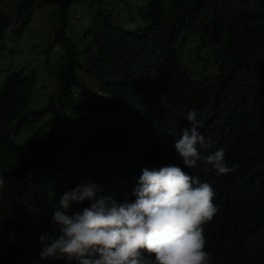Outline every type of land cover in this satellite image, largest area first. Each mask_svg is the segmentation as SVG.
Returning a JSON list of instances; mask_svg holds the SVG:
<instances>
[{"label":"trees","instance_id":"obj_1","mask_svg":"<svg viewBox=\"0 0 264 264\" xmlns=\"http://www.w3.org/2000/svg\"><path fill=\"white\" fill-rule=\"evenodd\" d=\"M84 1L89 2L88 7L81 4ZM255 1L258 4L259 0ZM112 5L119 9L116 0H0V170L5 177L0 189V264H65L62 258L40 259L38 236L58 234L51 216L64 191L76 183L101 180L90 164L91 157L98 164H119L113 157L122 138L113 132V125L131 103L127 72L138 57L171 60L174 67L170 73L176 85L195 89L198 97L207 93L205 100L212 110L217 100L210 89L216 82L238 94L251 92L258 83V65L264 66V54H255L262 43L238 31L241 17L251 9L250 0H135L134 4L125 0L123 7L132 16L128 27L110 14ZM43 8L49 10L45 22L35 27L41 21L37 11ZM31 23L32 34L43 44L31 61L50 71L45 76L51 85L41 80L34 67L26 63L16 66L10 56L16 37ZM87 23L91 26L76 38L72 30ZM191 37L212 43L219 59L217 77L203 76L197 83L196 75L176 60L180 43ZM143 43L151 44L140 52ZM87 80L94 84L89 87ZM96 86H114L117 98L101 102V94L88 93ZM36 90L42 93L40 102ZM35 101L40 108L31 118L34 111L30 105ZM250 109L264 119V103H252ZM241 112L250 111L242 108ZM38 120L44 128L36 131ZM32 132L45 134L35 136ZM18 135L25 137L24 146ZM245 144L241 140L242 148ZM17 153L22 156L19 163ZM254 155L264 164V150L256 144L244 150L241 162ZM120 179L121 190L110 192L108 188L100 195H112L117 201L122 194L126 198L134 187L129 186L131 176L123 171ZM214 180L218 192L240 186L230 175L214 174ZM87 204L73 203L69 212ZM221 245V228L209 227L208 250L217 252ZM253 259L254 264H264V241Z\"/></svg>","mask_w":264,"mask_h":264},{"label":"clouds","instance_id":"obj_2","mask_svg":"<svg viewBox=\"0 0 264 264\" xmlns=\"http://www.w3.org/2000/svg\"><path fill=\"white\" fill-rule=\"evenodd\" d=\"M256 4L250 0L251 9L241 17L238 31L262 43L255 54L261 57L264 0ZM110 14L118 23L120 17H127L121 23L124 27L132 24L127 9ZM150 44L143 43L140 52ZM211 45L191 37L183 39L175 51L176 60L196 75L197 83L203 76L217 74L219 59ZM173 67L163 57L134 61L126 81L131 103L113 125V132L122 138L113 157L119 164H98L91 157L90 164L101 180L76 183L59 197V208L51 216L58 234L38 236L41 260L62 258L65 264H254L253 255L264 241V164L257 155L247 162L241 158L253 144L264 150V119L250 109L252 103H264V66L258 65V83L249 93L238 94L216 82L210 89L217 100L214 110L205 100L207 93L198 97L195 89L176 85L170 73ZM111 87L117 91L114 86H96L97 90L88 93L101 94V102L111 103L117 98ZM242 108L250 112L242 114ZM241 140L246 142L243 148ZM136 162L139 165L133 166ZM123 171L131 176V193L126 198L120 195L118 201L112 195H100L108 188L110 192L121 190ZM214 174L230 175L240 186L218 192ZM4 184L0 170V189ZM85 201L87 206L69 212L70 205ZM209 227L221 228L222 245L217 252L208 250Z\"/></svg>","mask_w":264,"mask_h":264},{"label":"rangeland","instance_id":"obj_3","mask_svg":"<svg viewBox=\"0 0 264 264\" xmlns=\"http://www.w3.org/2000/svg\"><path fill=\"white\" fill-rule=\"evenodd\" d=\"M119 1H121L122 4L119 3ZM129 1L131 3H133V4L135 3V0H129ZM116 2H117V5H118L119 9H117V6L114 7L113 6L114 4L112 5V7H113L112 9L113 10L124 11L123 3L125 2V0H116ZM81 4H83V6H86V7L89 6V2L88 1H84V3H81ZM131 8H133V7H131ZM132 10H134V9H132ZM48 11L49 10L47 8H43V9L37 11L38 12L37 13V18L40 19L41 21H37L36 24H35V27L39 26L40 23L45 22V19H46V16L48 14ZM76 17H77V15H76ZM118 20H119V22L124 24L127 21V17H120ZM85 25L90 26V24H84L83 29H85ZM32 27H33L32 23L30 25H27L28 30H26V28H25L16 37V38L19 37L17 39V45L15 47L11 48L10 56L14 57L13 63H15L16 66L19 63H26L28 67H34L33 71L37 72V75L41 76V80H43L46 85H51V81L49 80V78L46 77V76H48V71L49 70H47V68L39 67L37 61H31V56L32 55H37V53L40 52L41 46L43 45L42 43L39 44V40L35 38V34H32ZM81 30H82V28H79V30H78L79 34L72 30V34H74L76 36H80L81 34L86 32V31H82L81 32ZM8 32H11L10 35L14 34V33H12L13 31H8ZM25 34H26V36H25ZM30 62H31V64H30ZM27 70L29 71V69H27ZM86 83L88 84L89 87L94 84V82L92 80H89V81L87 80ZM39 87H40V84L38 85V88ZM95 90H97V88L94 87L93 91H95ZM111 90H112L113 93L115 92V91H113L114 90L113 87H111ZM35 96L37 98L36 101L40 102L41 99H42V97H41L42 93L39 90H36L35 91ZM106 99H107V97L104 98V100H106ZM36 101L30 105V109H32L34 111L30 115L31 118L35 117L37 109L40 108ZM41 123H42V121H40V120H38L35 123L34 129H36V131L39 130V128H41V129L44 128V126H40ZM21 126H23V125H21ZM43 133L45 134V132H43ZM43 133H34V132H32V135L40 136ZM18 139L20 140L19 143H23V146H24L25 137L21 138L18 135ZM18 145H20V144H18ZM21 157L22 156L19 153H17L16 159H17L18 163H19Z\"/></svg>","mask_w":264,"mask_h":264}]
</instances>
